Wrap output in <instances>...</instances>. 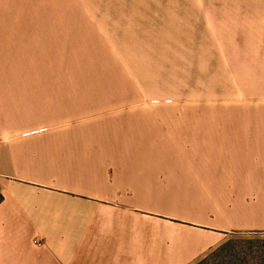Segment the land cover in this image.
Instances as JSON below:
<instances>
[{
    "label": "crops",
    "instance_id": "crops-1",
    "mask_svg": "<svg viewBox=\"0 0 264 264\" xmlns=\"http://www.w3.org/2000/svg\"><path fill=\"white\" fill-rule=\"evenodd\" d=\"M65 33L0 26V264H191L264 228V121L126 91L65 99L80 80L35 72Z\"/></svg>",
    "mask_w": 264,
    "mask_h": 264
},
{
    "label": "rangeland",
    "instance_id": "rangeland-1",
    "mask_svg": "<svg viewBox=\"0 0 264 264\" xmlns=\"http://www.w3.org/2000/svg\"><path fill=\"white\" fill-rule=\"evenodd\" d=\"M262 17L264 0H0V26L67 32L35 66L80 80L61 97L240 106V121H264V97L251 96L264 91ZM191 264H264V228L228 231Z\"/></svg>",
    "mask_w": 264,
    "mask_h": 264
},
{
    "label": "trees",
    "instance_id": "trees-1",
    "mask_svg": "<svg viewBox=\"0 0 264 264\" xmlns=\"http://www.w3.org/2000/svg\"><path fill=\"white\" fill-rule=\"evenodd\" d=\"M1 198H2V195H1V193H0V200H1Z\"/></svg>",
    "mask_w": 264,
    "mask_h": 264
}]
</instances>
